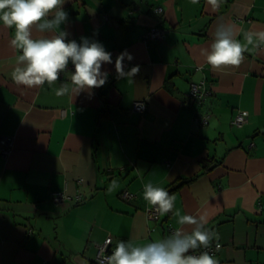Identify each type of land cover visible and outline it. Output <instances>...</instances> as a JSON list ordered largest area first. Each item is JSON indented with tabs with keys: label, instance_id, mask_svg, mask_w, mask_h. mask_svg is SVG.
<instances>
[{
	"label": "crops",
	"instance_id": "crops-1",
	"mask_svg": "<svg viewBox=\"0 0 264 264\" xmlns=\"http://www.w3.org/2000/svg\"><path fill=\"white\" fill-rule=\"evenodd\" d=\"M63 7L68 39L98 40L112 63L102 67L103 86L73 99L56 95L71 83L69 69L51 86L17 85L11 74L20 53L13 30L0 26V135L14 141L0 155V264H99L107 237L112 246L163 239L185 214L205 217L219 234L212 242L221 243L219 264H264V43L249 45L238 67L206 63L217 23L234 24L242 43L245 33L264 31V0H221L218 8L208 0H66ZM159 25L164 36L143 39ZM123 50L133 56L123 61L127 75L115 68ZM192 82L209 90L204 102L186 100ZM136 100L146 102L143 112L133 110ZM239 111L248 121L237 127ZM113 180L119 188L109 194ZM148 182L179 183L169 215L149 217ZM125 189L134 196L122 198ZM55 192L65 194L62 202Z\"/></svg>",
	"mask_w": 264,
	"mask_h": 264
},
{
	"label": "clouds",
	"instance_id": "clouds-1",
	"mask_svg": "<svg viewBox=\"0 0 264 264\" xmlns=\"http://www.w3.org/2000/svg\"><path fill=\"white\" fill-rule=\"evenodd\" d=\"M65 2L0 0V26L13 30L10 43L20 53L16 56L12 80L27 88L43 87L45 83L51 86L60 80L61 73L67 71L71 63V83H61L56 95H67L73 99L81 92L91 93L92 89L107 82L109 73L102 67L112 63V55L98 40L81 37L77 42L68 39L70 33L62 27L68 21V12L63 7ZM192 2L198 3L199 0ZM208 2L213 8L221 4V0ZM259 43H264V31L245 33L242 43L237 38L234 24L217 23L213 41L206 51V63L212 69L238 67L244 61L249 45L258 46ZM125 59H133L127 50L116 57L117 74L127 75L123 65ZM130 71L135 75L139 72V65ZM118 188L119 184L113 180L107 192L111 194ZM143 199L155 206L161 215L171 212L175 203L174 195L151 182L143 185ZM178 224L181 227L168 237L146 244L117 241L111 254L104 258L106 264H219L208 251L191 254L196 249H208L213 240H219L218 233L205 227V217L180 215ZM184 225L193 227L191 231H185Z\"/></svg>",
	"mask_w": 264,
	"mask_h": 264
},
{
	"label": "built area",
	"instance_id": "built-area-1",
	"mask_svg": "<svg viewBox=\"0 0 264 264\" xmlns=\"http://www.w3.org/2000/svg\"><path fill=\"white\" fill-rule=\"evenodd\" d=\"M156 11H161L162 8L160 6L155 8ZM166 33V28L163 26H152L149 27L144 33H143V39L144 40H155L158 39L162 36H164ZM73 66L71 63L68 65V69L72 71ZM64 74L61 73L62 77ZM209 94V90L206 89L203 86V82H192L190 83V88L188 92L185 93L186 100H196L198 103L204 102L206 99L207 95ZM146 109V102L144 100H136L133 103V110L138 111V112H143ZM209 115L203 116L200 119H198V122L200 124H205L208 121ZM248 121L247 115L243 111H239L235 117L232 120V123L240 127L244 123ZM14 145L13 138L9 135H0V155L2 157H6L12 150ZM121 197L124 199H129L134 196V193L125 189L124 191L121 192ZM65 198V194L63 192H55L53 193V199L57 202H62ZM258 207L263 208L264 207V195L259 199L258 201ZM148 214L149 217L152 219H157L159 216V210L155 207L152 206L148 209ZM219 244V247L216 245ZM116 245L112 246V239L111 237H107L102 244L99 245L96 253V262L99 264H106V261L104 258L106 256H109L111 252L114 250ZM221 247V243H212L211 246L208 249H196L193 251L191 254L193 255H198L201 251H208L211 255H215L217 250Z\"/></svg>",
	"mask_w": 264,
	"mask_h": 264
},
{
	"label": "trees",
	"instance_id": "trees-1",
	"mask_svg": "<svg viewBox=\"0 0 264 264\" xmlns=\"http://www.w3.org/2000/svg\"><path fill=\"white\" fill-rule=\"evenodd\" d=\"M204 167L207 168L206 165H204ZM182 182H187V180L186 181H182ZM178 186H180L179 183L173 184L171 187H169V189H167L169 194H171ZM169 214H170V212L167 213L166 215H169Z\"/></svg>",
	"mask_w": 264,
	"mask_h": 264
}]
</instances>
